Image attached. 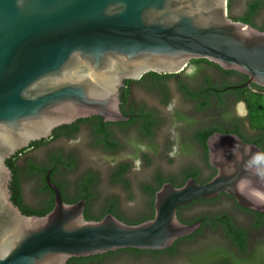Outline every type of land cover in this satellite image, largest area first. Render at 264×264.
Instances as JSON below:
<instances>
[{"label": "water", "instance_id": "95a60500", "mask_svg": "<svg viewBox=\"0 0 264 264\" xmlns=\"http://www.w3.org/2000/svg\"><path fill=\"white\" fill-rule=\"evenodd\" d=\"M205 60L264 88V32L230 18L228 0H0V264H67L124 249L163 251L194 234L177 210L226 194L243 209L264 213V201L242 193L264 181L246 164L262 150L236 134L206 140L205 183L165 182L155 192L151 219L128 225L112 214L84 217L85 199L68 204L47 171L53 208L26 216L11 201L6 160L61 126L99 117L127 122L120 110L125 81L148 73L176 75ZM132 86V90H139ZM239 151L234 153L233 146ZM142 213V212H140ZM140 213H137V216Z\"/></svg>", "mask_w": 264, "mask_h": 264}, {"label": "trees", "instance_id": "16d2710c", "mask_svg": "<svg viewBox=\"0 0 264 264\" xmlns=\"http://www.w3.org/2000/svg\"><path fill=\"white\" fill-rule=\"evenodd\" d=\"M263 8L264 0H252L247 4L246 13L242 17L241 21L245 24L251 25V18ZM258 30L264 32V27ZM190 64H196L197 66L196 72L190 77L184 75L183 73L176 75H158L155 73H148L138 81H125L120 90V110L124 116L130 117L129 121L119 123H102L99 117H91L90 119H87L91 122L90 135L93 137L94 145L96 147H100L104 152L111 155L120 153L128 148L130 149L127 157L128 159L119 163L113 171L111 176L113 183H122L126 187L128 186V181L125 179V175L133 167L134 162L136 160H145L149 162L148 154L139 151L138 146L140 142L138 140L141 142H144L145 140L149 141L147 147L155 149L153 142L156 136V131L162 127L161 125L163 119L160 118L156 109L148 108L144 104H137L132 100V98L130 100L132 86L134 85L138 86L146 93H152L158 96L160 105L166 107L171 101V93L168 82L174 80L176 90L181 94L184 101L191 104L192 112L197 115V117L203 119L207 115L214 114L211 123L208 121L211 118L204 119L201 124H207L201 125L194 123L195 120L185 119L181 114L176 113V120L178 122H187L190 125V128L188 129V136L185 137L187 144L180 147L179 153H186L187 151L195 150L197 148V156L201 159L207 170L211 167L207 164V149L205 143L207 138L212 134H236L242 139V141L253 142L255 145H259L258 142H261L264 139V88L258 87L254 84H251L249 87L237 88L247 81V78L244 75L234 71H224L220 67L205 60H194L191 61ZM202 65L211 66L217 70L218 75L223 80L222 85H219V83L213 79L212 74L206 73L204 66ZM229 77H234V81H227ZM237 103H243L245 105L247 112L245 119L247 120L249 129L256 133V136H246L247 138L244 137V135H246V131H243L244 119L231 118V111ZM87 120H79L76 124L87 122ZM77 130L78 125L72 129L67 126L56 128L52 132L50 142L62 136L70 139L76 134ZM134 133H137L139 137H137ZM47 145H49V141L47 142L45 140H41L31 143L30 147L40 149L41 147ZM172 146L173 141H168L166 143L165 148L167 152L172 150ZM27 153L28 148L16 152L15 155L6 160V165L10 169L12 177L9 185L10 193L12 194L11 201L26 216L42 217L49 213L53 208V193L50 191L49 207L41 210H33L22 202L20 195V181L21 179L29 181L30 176H36V183L38 187L40 188V186H44L46 188L45 175L49 169L51 171V180L52 178L55 179L56 185L60 190L62 199L65 203L73 204L85 199L86 204L84 217L86 220L93 219V221H99L105 215L112 214L118 220L128 225H136L153 217L154 194L163 183L169 182L175 187H180L187 181L188 178L196 180L197 177H200V173L196 168L182 170L175 177H164L158 172L155 173L148 184H143L141 186V190L146 196V201L144 203L145 212L139 216V218H141L140 220L131 223L123 221L119 218V215L116 213L119 202L116 199H107L103 202L98 212H90L89 206L97 199L98 196L97 186L99 184V178L94 173H84L73 184L70 189L71 194H68L66 184L58 181L56 178L61 173L70 172L75 169L77 161L74 156H66L59 152H52L48 156L47 164L40 163L41 166H38L34 163L35 160L32 157H29ZM24 155L26 159L23 167L20 168L17 165V161ZM40 190L41 188L38 189V191ZM223 195L225 194L222 193L219 198ZM217 200L218 197L217 199L193 202L187 206L181 207L177 210V217L180 222L185 224L193 223L197 219L220 218L225 214L223 213L224 211H221V214L218 212L215 215L203 214L198 216L195 220H193L192 217H186L182 212H180V210L184 211V209L190 210L193 206L198 204L210 205L216 203ZM233 206L237 209L241 208L237 203H234ZM248 212L254 215L257 219V226H259L264 219V214H258L251 211ZM202 228L203 227L198 229L189 237L177 240L171 248L163 251L124 249L88 258H72L67 262V264H107L108 260H116L122 257L131 260H126L125 264L129 262L130 264H147L146 262L151 261L156 262L157 264H202V257H196L192 252H184L185 254L181 252L183 248L190 247V244H192V242L196 239V236L201 233ZM243 241L244 240H241L240 242L234 241L235 244L239 245L241 250L244 248ZM213 264L225 263L216 262Z\"/></svg>", "mask_w": 264, "mask_h": 264}, {"label": "rangeland", "instance_id": "374dc122", "mask_svg": "<svg viewBox=\"0 0 264 264\" xmlns=\"http://www.w3.org/2000/svg\"><path fill=\"white\" fill-rule=\"evenodd\" d=\"M248 0H230L229 15L239 16L244 12V4ZM264 16V8L261 10L260 17ZM204 66L206 73L212 74L213 79L222 85V78L218 75L217 70L211 66ZM195 67V64H191L184 72V75L189 74ZM229 82L234 81V77L227 79ZM171 101L166 107L160 105L159 97L152 93H146L142 89L137 90L131 94L132 100L137 104H144L148 108L156 109L158 115L162 121L161 129L156 131L154 138L155 149L148 148L149 141L145 140L140 142L138 148L142 153H147L149 162L145 160H136L133 167L125 175V179L128 181L126 187L122 183H113L112 174L116 166L126 161L130 149L111 155L104 152L100 147L94 145V139L90 135L89 126H84L82 131L75 137L74 140L59 139L51 142L49 145L41 147L40 149L30 151L27 153L29 157L35 158L40 163L47 164L48 156L52 152H59L63 155H72L77 161L75 169L70 172L61 173L57 176V180L66 184L68 188V194L73 184L84 174L94 173L99 178V184L97 186L98 196L90 206L89 210L92 213H96L100 210L103 202L107 199H116L120 203V213L124 215H134L143 212V209H139L138 205L145 203L146 196L141 190L143 184H148L151 181L152 176L155 173H160L164 177L177 176L182 170H189L196 168L200 176L205 178L210 174V171L204 167L201 159L197 157L178 155V130L181 128L182 123L176 120V113L181 114L188 118H197L192 112V106L189 102L182 99L181 94L176 90L174 80L168 82ZM234 110L240 112L242 118H246L247 112L245 105L238 103L234 106ZM212 122V118L208 120ZM201 124V125H206ZM137 137L139 135L137 133ZM173 141L172 150L167 152L166 143ZM30 181L25 180V195L28 202L33 205L39 203V197L31 192L30 184L26 185ZM139 205V206H140ZM221 211H231L235 213L238 218L247 219V215L234 209V206L230 200L218 201L213 204H198L193 206L188 213L189 217L195 218L203 214L215 215ZM126 258H118L116 260H108L107 264H125ZM131 261V260H128ZM127 264H130L127 263ZM133 264V263H131Z\"/></svg>", "mask_w": 264, "mask_h": 264}, {"label": "flooded vegetation", "instance_id": "af4514ba", "mask_svg": "<svg viewBox=\"0 0 264 264\" xmlns=\"http://www.w3.org/2000/svg\"><path fill=\"white\" fill-rule=\"evenodd\" d=\"M251 1L252 0H248L244 4L243 14H241L239 16L229 15L230 18L233 20L242 22L241 19L246 13L247 4ZM229 4H230V0H228V13L230 10ZM260 13H261V11H258V13L251 18V25L254 26V28L261 29L264 27V16L260 17ZM190 65L191 64L189 63L188 67ZM196 69H197V66L195 64L194 69L189 74H187L186 76L190 77V76L194 75V73L196 72ZM132 92H133V90H132ZM132 92H131V94H132ZM131 98L132 97H130V100H131ZM234 108L231 111V118L244 119L243 131L244 130L246 131V132L244 131L246 133V135H244V137L256 136V133H254L252 130L249 129L247 120L245 118H242L240 115L241 113L236 111V109L234 110ZM213 116H214V114H210V115H207L203 119L197 117V118H192V120H195L194 123L201 124L204 119H210ZM90 118H87V119H90ZM184 118L191 120V118H188V117H184ZM87 119H81V120H87ZM77 121H79V120H77ZM76 122H74L70 125H65L68 128L70 127V129H72L76 125H78V130L72 138L69 139L67 137L62 136V137H59L57 139L52 140L51 142L57 141L59 139L74 140L75 137L82 131L84 126H89V128H90V125H91V122H89V120H87V122H83V123H79V124H76ZM189 128H190V125L187 122H183L181 128L177 132V134H178L177 137H178V141H179L178 142L179 143L178 155L180 157L185 156V155L190 156V157L191 156L197 157V155H198L197 154L198 153L197 148L195 150L187 151L186 153H179L180 147H182V145L184 146L185 144H187L185 137L188 136V129ZM51 138H52V136H50L45 141H47V142L49 141V144H50ZM251 140H253V139H251ZM178 143H177V145H178ZM245 143L255 145V143H253V142H245ZM258 143H259V145H256V146H258L262 150V152H264V139ZM33 150H37V149H35L33 147L31 148L30 146L28 147V153L30 151H33ZM25 159H26V157L24 155L17 161V165L20 168L23 167ZM33 159L35 160V161L34 160L33 161H34V163H36V165L41 166L39 161H37L35 158H33ZM208 170L210 171L209 176H207L205 178H203L201 176L197 177V179L195 181L197 183H204L210 177L214 176L215 170L213 168H209ZM48 171H50V169ZM50 179H51V177H50ZM25 180L26 179H21V181H20V195H21V199H22L23 204H25L26 206H29L33 210H41V209H45V208L49 207V205H50V191L51 190L48 188L46 181H45L46 188L44 186H40V188H41L40 191H38V189H40V188L38 187V185L36 183L37 182L36 176H30V178H29L30 182L26 183V185L30 184L31 192H33L34 195H36L40 198L39 203L36 205H33L30 202H28L26 199V195H25L26 193L24 190V188H25L24 187L25 186L24 181ZM51 181L56 185L55 179L52 178ZM220 195H222V194H220ZM219 196H218V200L216 202L223 201V200L227 199V200H230L233 205H234V203H236V201L232 197H230L226 194L221 196L220 198H219ZM11 197H12V194H11ZM215 199H217V197ZM139 205H138V208L143 209V212L137 216H131L129 214L126 216L123 213H120L119 212L120 203H119V206L116 210V213L119 215V218L122 219L123 221H128L131 223L137 222L138 220L141 219V218H139V216L145 212L144 203L141 204L140 206ZM234 209H237V208H234ZM237 211H241L243 214H246L248 218L247 219L238 218L236 215H234L235 213H233L231 211H227V212L224 211L223 213H225V214L222 215L220 218L197 219L195 222H197L199 220H203L202 225H201V227H203L202 231L200 234H198L196 236V239L192 242V244H190V247L189 248H183L181 250V252L182 253L192 252L196 257L197 256L202 257V259H203L202 264H213L216 262H224L225 264H264V219H263L262 223H260L259 226H257L258 225L257 219L254 217L253 214H250L248 212L251 210L239 208V209H237ZM180 212H182L183 215L188 217L189 209H187V210L184 209V211L180 210ZM251 212H253V211H251ZM221 213L222 212H220V214ZM254 213H257V212H254ZM258 214H264V213H258ZM134 215H136V214H134ZM204 215H206V214H204ZM196 218L197 217L193 218V220H195ZM91 220H93V219H91ZM241 240H244L243 241L244 242V248H242L243 250H241L239 245L235 244V242H234V241L240 242ZM146 263L147 264H157L156 262H152V261L146 262Z\"/></svg>", "mask_w": 264, "mask_h": 264}, {"label": "clouds", "instance_id": "9594fccd", "mask_svg": "<svg viewBox=\"0 0 264 264\" xmlns=\"http://www.w3.org/2000/svg\"><path fill=\"white\" fill-rule=\"evenodd\" d=\"M239 151V146H233V152ZM246 168L260 180L264 181V152H256L250 156L247 161ZM249 187V195L259 201H264V192L255 187H251L248 181H242L239 185L240 191L243 193L244 189Z\"/></svg>", "mask_w": 264, "mask_h": 264}]
</instances>
